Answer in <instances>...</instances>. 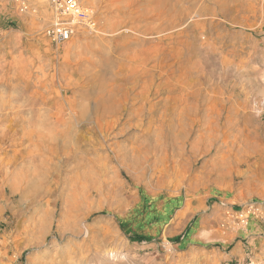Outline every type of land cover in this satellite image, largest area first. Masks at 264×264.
<instances>
[{
  "label": "rangeland",
  "instance_id": "1",
  "mask_svg": "<svg viewBox=\"0 0 264 264\" xmlns=\"http://www.w3.org/2000/svg\"><path fill=\"white\" fill-rule=\"evenodd\" d=\"M78 1L0 0V264H264V0Z\"/></svg>",
  "mask_w": 264,
  "mask_h": 264
},
{
  "label": "built area",
  "instance_id": "2",
  "mask_svg": "<svg viewBox=\"0 0 264 264\" xmlns=\"http://www.w3.org/2000/svg\"><path fill=\"white\" fill-rule=\"evenodd\" d=\"M20 13L32 11V0H12ZM50 23L45 35L56 46L68 42L77 32H97L98 25L92 11L81 5L78 0H48ZM241 224L246 223L243 214H239Z\"/></svg>",
  "mask_w": 264,
  "mask_h": 264
},
{
  "label": "crops",
  "instance_id": "3",
  "mask_svg": "<svg viewBox=\"0 0 264 264\" xmlns=\"http://www.w3.org/2000/svg\"><path fill=\"white\" fill-rule=\"evenodd\" d=\"M10 2H13L12 0H10Z\"/></svg>",
  "mask_w": 264,
  "mask_h": 264
}]
</instances>
